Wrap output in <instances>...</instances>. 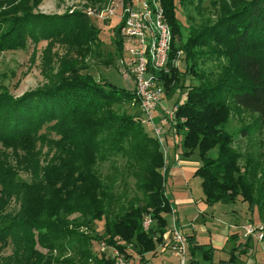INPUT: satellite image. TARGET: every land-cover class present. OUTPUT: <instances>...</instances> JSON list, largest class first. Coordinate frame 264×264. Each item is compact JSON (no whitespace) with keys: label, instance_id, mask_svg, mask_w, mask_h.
<instances>
[{"label":"trees","instance_id":"trees-1","mask_svg":"<svg viewBox=\"0 0 264 264\" xmlns=\"http://www.w3.org/2000/svg\"><path fill=\"white\" fill-rule=\"evenodd\" d=\"M214 1V18L196 29L190 26L181 41L175 0H159L171 31V51L180 49L184 61L183 72L173 66L163 74V90L171 94L181 88L182 73L196 79L176 97L173 116L183 151L196 148L200 157L194 174L200 178L203 202H231L239 196L264 220V0ZM119 26L111 36L116 49ZM98 33L79 9L40 13L25 7L23 0H0V51L23 48L28 38L45 39L48 51L57 42L70 53L57 57L58 66L39 86L13 94L0 83V142L28 155L20 163L31 175L29 181L17 177L0 157V247L8 237L12 244L0 264H113L108 253L93 254L92 238L115 244L125 255L136 252L139 258L162 241L163 213L171 210L162 152L139 122L138 111L118 113L113 108L124 99L136 103L132 89L97 80L85 70L84 56H96ZM205 60L215 61L212 69L198 67ZM237 108L254 113L238 132L245 137L262 134L256 142L254 134L248 137L251 143L243 150L233 145V135L225 128L230 110ZM51 131L57 137H49ZM36 141L47 144L57 161L40 165ZM115 154L124 158L127 175L134 177L140 192L125 203L124 193L113 188L117 166L112 165L105 179L92 168L97 159ZM11 197L19 205L13 215L3 212ZM142 212L153 218L147 230L141 228ZM101 218V232L92 234L91 223ZM184 235L191 256H210L212 246L198 243L191 233ZM229 236L233 245L222 258L227 263L249 248L246 239L241 242L234 232ZM36 243L45 251L35 248Z\"/></svg>","mask_w":264,"mask_h":264},{"label":"rangeland","instance_id":"rangeland-1","mask_svg":"<svg viewBox=\"0 0 264 264\" xmlns=\"http://www.w3.org/2000/svg\"><path fill=\"white\" fill-rule=\"evenodd\" d=\"M110 0H23L25 7L32 12L40 13H61L65 10L79 9L85 12L89 6H104ZM212 1V0H211ZM210 0H175V14L179 21L181 41L185 40L188 34V29L193 26L194 29L204 23L206 20H211L216 15L217 4ZM229 3V0H223ZM214 4V5H213ZM3 6V4H2ZM90 22L98 29L99 46L95 50L96 56L85 55L84 61L86 64L85 70L89 72L97 80H107L117 86L126 89H132V83L125 79L118 73L115 62V45L112 43L111 36L113 29L120 24V18L116 15H111L109 19L100 20L96 17L89 16ZM46 44L45 39H40L37 42H31L28 38L23 48L5 49L0 51V83L3 84L11 93L19 94L20 92L39 86L46 82L47 73L55 70L58 66V56H69V52L63 48L62 44L55 42L50 50L44 49ZM121 50L120 46L116 49L118 53ZM50 53V56H49ZM71 56V55H70ZM48 57L50 61L48 60ZM105 59H111L110 62H103ZM48 61V66L46 62ZM215 61L205 60L199 62L198 67L203 69H212ZM178 67L183 72L184 61L179 59ZM182 87L176 89L173 93L165 92L161 104L171 109L176 97L181 95L186 84L196 82L188 72L182 73L181 76ZM168 93V94H167ZM116 112L133 113L137 112L136 103L131 99H124L119 103L113 104ZM229 119L226 124V129L233 135V145L243 150L251 141L248 137H253V141H257L262 135L259 132L250 133L249 136L238 132V126L242 123H249L252 121L254 113H249L246 110L231 109ZM156 122V117H154ZM163 129L165 134L162 140L158 142L159 149L162 152V166L161 171L165 175L164 190L168 197L170 208L163 213L165 217V227L168 228L172 223V215L176 217V224L183 234H192L198 243L210 245V256H204L200 252H195L190 255L187 249L185 254V264H226L221 258L228 256L230 246L233 245V240L229 236L234 232L241 242L246 239L249 248L245 253H238L233 262L227 264H264V240L256 238L259 225L264 224V220L259 216L256 208L248 209L245 201L241 200L239 196L231 202H214L213 204H206L201 199L203 197L200 178L194 174V170L200 164V157L197 149L192 148L185 153L181 147V130L176 131V137H173L170 128L168 131L167 123H164ZM41 127L40 131H43ZM147 133L153 136V132L145 127ZM184 130V129H182ZM263 133V132H262ZM49 137H57L51 131ZM264 137V135L262 136ZM251 143V142H250ZM161 145V146H160ZM250 147V146H249ZM252 147V144H251ZM250 147V148H251ZM35 148L39 149L38 162L40 165L51 161H57L52 156V149L48 148L47 144L39 146V141L35 142ZM212 154L213 151L210 150ZM0 157H5L8 164L15 169L17 177L29 181L31 175L27 169L20 163V159H28V155H24V151L20 148H12V146L5 145L0 142ZM53 158V159H52ZM124 158L119 155H110L108 158L97 159L92 165L94 171H97L102 179H105L106 174L112 170V165L117 166L118 172L115 177L114 190L116 192L122 191L124 196L122 202L125 203L127 199L139 196L140 192L135 187L134 177L127 172L123 166ZM160 169V168H159ZM264 173V171H262ZM263 174L259 177H261ZM19 208L18 200L11 197L9 202L4 206L3 212L13 215ZM143 213L147 212H142ZM69 216H72L70 214ZM102 218L95 219L91 225V233L99 234L102 230ZM250 225L253 233L245 235V227ZM115 240L119 243L120 241ZM121 244L123 243L120 242ZM109 246L118 247L113 243H108L105 239L92 238L90 241V249L96 256H107V248ZM12 244L10 238H7V244L0 247L1 258L11 253ZM35 248L40 251H45L38 243ZM227 249V250H226ZM236 249H234L235 251ZM149 253V252H148ZM148 253L140 255V258H134L133 264H160L161 255H149ZM196 258V262L194 259Z\"/></svg>","mask_w":264,"mask_h":264},{"label":"built area","instance_id":"built-area-1","mask_svg":"<svg viewBox=\"0 0 264 264\" xmlns=\"http://www.w3.org/2000/svg\"><path fill=\"white\" fill-rule=\"evenodd\" d=\"M85 13L100 20L109 19L111 15L120 18L121 50L115 52V62L118 73L132 83L139 122L153 132L157 142L165 134L164 123H167L166 131L170 128L176 137L173 114L177 104L173 103L172 108L167 109L161 101L164 95L163 74L168 73L170 67L178 66L182 52L180 49L171 51V31L159 0H110L101 7H87ZM152 221L149 213H143L141 228L147 230ZM254 229L248 225L244 234L253 233ZM162 235L161 244L174 258L172 264H185L188 241L177 226L174 215L171 225ZM261 237L262 225H259L256 238ZM130 245L125 244L127 248ZM108 254L113 258V264H133L135 258L112 246Z\"/></svg>","mask_w":264,"mask_h":264},{"label":"crops","instance_id":"crops-1","mask_svg":"<svg viewBox=\"0 0 264 264\" xmlns=\"http://www.w3.org/2000/svg\"><path fill=\"white\" fill-rule=\"evenodd\" d=\"M202 199V198H201ZM165 229H166V227H165ZM162 238H163V235H162ZM187 238V237H186ZM163 240V239H162ZM239 240H241V239H239ZM162 242V241H161ZM161 242H159V243H157V245H156V247H155V250L154 251H152V250H150V251H147V252H145L144 254H146V253H148L149 255H158V254H160L161 255V263H164V264H172V262H173V257H171V255H170V253H169V251H168V249L163 245V244H161ZM231 247V246H230ZM188 249V248H187ZM227 250V249H226ZM135 254H131L132 255V257H135V258H139V254L138 253H136V252H134ZM137 256V257H136ZM224 258H226V256L224 257ZM192 259H194V262H196V258H192ZM222 259V258H221ZM226 264H227V262H226Z\"/></svg>","mask_w":264,"mask_h":264}]
</instances>
